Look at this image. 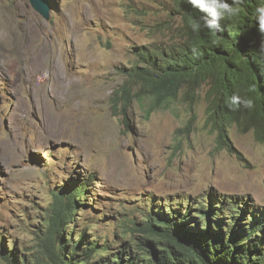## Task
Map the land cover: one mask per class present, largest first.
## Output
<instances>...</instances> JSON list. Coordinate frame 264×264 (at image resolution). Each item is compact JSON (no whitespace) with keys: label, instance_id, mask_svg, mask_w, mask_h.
I'll return each instance as SVG.
<instances>
[{"label":"rangeland","instance_id":"obj_1","mask_svg":"<svg viewBox=\"0 0 264 264\" xmlns=\"http://www.w3.org/2000/svg\"><path fill=\"white\" fill-rule=\"evenodd\" d=\"M47 4L44 19L28 0H0V243L55 257L43 222L73 178H91L76 228L96 223L89 238L108 243L134 218L119 204L212 191L264 209V139L231 125L232 149L217 142L204 91L167 108L133 99V85L131 97L115 96L133 47L175 36L171 0Z\"/></svg>","mask_w":264,"mask_h":264},{"label":"trees","instance_id":"obj_2","mask_svg":"<svg viewBox=\"0 0 264 264\" xmlns=\"http://www.w3.org/2000/svg\"><path fill=\"white\" fill-rule=\"evenodd\" d=\"M171 2L172 12L178 18L175 36L171 40L133 47L135 64L125 71V80L119 93H115L116 98H127L133 85L136 88L133 99L147 98L152 108H167L179 96L192 102L204 91L205 111L216 125L217 142L232 149L227 139L231 125L253 131L263 140L264 60L260 48L264 36L254 18L255 8L262 0H242L236 5L239 12L225 17L221 21L224 30L216 33L203 27L193 31L192 23L207 13L194 8L187 0ZM234 95L252 99L254 107H230ZM67 181L68 188L65 186L60 195L54 194L52 212L43 222L45 229L40 238L55 248V257L47 247L39 250V257L18 253L15 243L9 241L8 245L0 243L1 264H35L36 261L39 264H264V209H255L242 197L208 191L196 196L180 193L160 201L149 198L131 210L119 204L123 214H132L134 218L122 221L124 240L108 243L107 239L89 238L86 230L96 223L86 221L84 226L76 228L80 220L77 212L89 206L81 200H86L91 178L86 183L74 178ZM244 208L248 211L246 215ZM178 210L181 213L177 215ZM188 212L193 222L184 217ZM176 220L178 224L185 220L184 226L199 233H209L208 225L221 230L215 225L218 222L226 234L200 243L195 239H181L177 236L183 232L178 235L174 232ZM212 233H205V239ZM119 244L123 249H117Z\"/></svg>","mask_w":264,"mask_h":264},{"label":"clouds","instance_id":"obj_3","mask_svg":"<svg viewBox=\"0 0 264 264\" xmlns=\"http://www.w3.org/2000/svg\"><path fill=\"white\" fill-rule=\"evenodd\" d=\"M187 2L194 8L198 7L200 11L207 13L206 16L200 17L199 20H195L192 23V30L198 31L203 27L210 32L216 33L224 30L221 21L225 17L235 16L239 12L240 9L236 5L242 3V0H232L231 3L228 0H187ZM254 18L258 24V31L264 36V0L256 6ZM260 54L261 59L264 60V39L261 41ZM240 105H243L244 108L252 109L254 101L240 95L232 96L229 106L239 107Z\"/></svg>","mask_w":264,"mask_h":264},{"label":"bare ground","instance_id":"obj_4","mask_svg":"<svg viewBox=\"0 0 264 264\" xmlns=\"http://www.w3.org/2000/svg\"><path fill=\"white\" fill-rule=\"evenodd\" d=\"M222 53V52H221ZM226 53V52H225ZM244 205H245V203H244ZM250 205V204H249ZM245 208H247L248 209V207H246V205H245ZM245 208H244V210H243V213H245V215H246V213H248V211L247 212H245ZM186 209H188V207L186 208ZM195 210V209H194ZM190 212H191V210H189ZM179 213H181V210L179 211L178 210V213H177V215L179 214ZM184 215V214H183ZM188 216V217H187ZM189 216H190V213L188 212V215H186V216H184V217H187L188 218V220H187V218L185 219V220H187V221H192V217L191 218H189ZM233 218V217H232ZM240 218V217H239ZM176 219H180L179 217H177ZM253 219H254V217H253ZM184 220V221H185ZM194 221H195V219H193ZM238 220V219H237ZM259 220V219H258ZM178 220H176L175 222H177ZM184 221L181 223L180 222V224H178V222L176 223V225H175V230L176 231H178V232H176L175 230H174V232H175V234L176 235H178L177 233H182L183 235H185V236H183L182 234H180V235H178L177 237H179V236H181V239L182 238H184V239H189L190 241L192 240V239H195L196 241H200L201 240V242L204 240H208L209 238H211V239H213V238H217V237H219V236H224L226 233L222 230V226H221V224H219L218 222V224L217 223H215V225H217V227H219L221 230H218V229H215L214 227L212 228V227H210V225H208V228L210 229L209 230V233L210 232H214V233H212V237L209 235L208 236V238L207 239H205V233L206 234H209V233H207V232H204V233H199V231H197V232H195L193 229H189V227L187 228V225H185L184 226ZM186 221V222H187ZM255 221V220H254ZM193 222V221H192ZM257 223L259 222V221H256ZM226 223V222H225ZM225 223L223 224V225H225ZM236 223V222H235ZM207 224H211V222H208L207 221ZM237 224V223H236ZM179 225V226H178ZM177 226V227H176ZM237 226V225H236ZM185 228V229H184ZM207 228V229H208ZM188 229L190 230V231H188ZM215 229V230H214ZM206 231V230H205ZM219 231H221L220 233H219ZM223 232V233H222ZM185 233V234H184ZM217 233H218V236H217ZM225 233V234H224ZM188 236H187V235ZM197 234V235H196ZM203 234H204V236H203ZM196 235V236H195ZM201 235V236H200ZM215 235V236H214ZM192 236H194V237H192ZM200 236V237H199ZM207 236V235H206ZM198 237H199V240H197L198 239ZM203 237V238H202ZM192 242H195V241H192ZM183 243H187V245H189V244H191L190 242H187V241H185V242H183ZM189 243V244H188ZM200 243V242H199Z\"/></svg>","mask_w":264,"mask_h":264},{"label":"water","instance_id":"obj_5","mask_svg":"<svg viewBox=\"0 0 264 264\" xmlns=\"http://www.w3.org/2000/svg\"><path fill=\"white\" fill-rule=\"evenodd\" d=\"M34 10H36L44 19L49 18V5L45 0H28Z\"/></svg>","mask_w":264,"mask_h":264}]
</instances>
